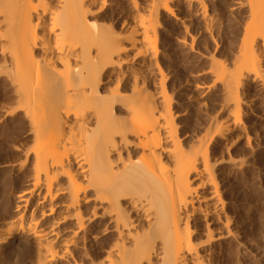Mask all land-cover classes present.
<instances>
[{"label": "bare ground", "instance_id": "obj_1", "mask_svg": "<svg viewBox=\"0 0 264 264\" xmlns=\"http://www.w3.org/2000/svg\"><path fill=\"white\" fill-rule=\"evenodd\" d=\"M218 2L0 0V264H212L242 247L226 193L264 122V0H230L223 56ZM172 41L209 64L186 98L169 91Z\"/></svg>", "mask_w": 264, "mask_h": 264}, {"label": "rangeland", "instance_id": "obj_2", "mask_svg": "<svg viewBox=\"0 0 264 264\" xmlns=\"http://www.w3.org/2000/svg\"><path fill=\"white\" fill-rule=\"evenodd\" d=\"M229 3L230 0H219L220 11L218 12V8L215 11L220 14L217 20L218 26L216 25L217 27L220 25V28L216 30L218 35L216 37L220 41L219 55L222 56L226 51L229 30L232 28V19L228 17L227 12ZM168 46L164 48L165 55H162V59L166 71L172 72L169 80V91L174 94H172L174 97L180 94L181 97L186 98L190 93L189 83L192 81L209 82V79L204 75L209 64L204 61L196 63L191 57L183 55L173 41ZM195 75L202 76L198 79H192V76ZM177 108L181 112H186L187 120H195L196 111L193 110V107L179 104ZM6 122L11 123V119L7 118ZM249 124L252 127L250 135L253 142H251V147L255 151L251 150L253 153H250L248 150L247 153L250 154H246L247 157H250L251 166L246 172L247 174L245 173L243 176L246 177L245 179L243 177L238 178L239 180L232 178L229 181L228 194L226 193V201L229 204V213L232 218V230L238 235L242 247L235 244H227L224 248L218 247L217 253L213 256L212 264H256L253 259L254 250L264 249V122L258 123V125L249 121ZM252 124L257 127L252 126ZM1 154L4 155V153ZM2 155H0V159ZM8 172L7 169H0V188L1 179ZM249 252L251 253L249 254Z\"/></svg>", "mask_w": 264, "mask_h": 264}]
</instances>
